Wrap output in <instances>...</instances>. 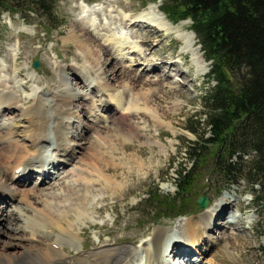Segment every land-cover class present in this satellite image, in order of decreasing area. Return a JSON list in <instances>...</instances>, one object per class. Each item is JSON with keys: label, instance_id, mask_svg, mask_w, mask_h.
Listing matches in <instances>:
<instances>
[{"label": "rangeland", "instance_id": "374dc122", "mask_svg": "<svg viewBox=\"0 0 264 264\" xmlns=\"http://www.w3.org/2000/svg\"><path fill=\"white\" fill-rule=\"evenodd\" d=\"M87 5H89L90 8H98L99 10L95 15H92L93 20L85 18L86 12L83 9L87 7ZM130 6H132V9ZM157 8L159 9L157 10ZM160 9H162V1L157 0H56L55 13L60 20V24L57 27H53L45 16L30 13V16L24 19L18 13H12L10 11L4 12L0 21V91H10L11 94L14 95L16 105L28 108L31 104L33 105L34 98H49L51 96V88L64 86L68 87L70 92L83 90L84 83H86V81L90 83L92 79H94L93 76L87 75L86 73V70H90L93 66L89 63L85 51L70 38L73 25L75 23H86L88 21L92 24L96 19L95 25L90 26V23L87 24L90 26L91 30L100 34H111L108 32L107 28H112L111 30H113V28L123 29L124 26L120 23V15H122V17L125 16L123 13H131L130 15L149 13L153 18L159 19L162 17L160 15ZM182 22L183 21L177 22V26H179L178 31L176 28L169 31V33L171 32L172 34L169 35L168 38L158 37L157 39L156 36H154L151 41V48L148 49L143 47V49L144 51L152 52L153 57L154 55L157 56V59H155L157 61L155 65L157 66L161 65L164 58L175 59L179 52L187 51V61L189 62V66L195 71L192 77L186 78L185 80L183 76L175 75V73L171 72L172 74L168 78L171 79V81H181V83L185 85L183 90L186 88L188 89L187 95L184 96L183 99H168L165 97L164 100L162 99L160 104H158L159 108L156 105H150L151 112L156 116H159V114L161 115L157 118L151 116L146 117L141 114L129 115L127 118L125 115V117L122 118L121 114L116 112L117 115L115 116L117 117L110 118L107 121L96 122L94 120L95 115L91 114V116H89L88 114V104L91 105V103L93 104L94 102L98 105L96 102L98 99L95 93L96 91L91 92L92 94L89 98L85 99V102L83 101L87 103L85 107H82L84 103L81 104V101V107H74V113L76 114L71 119V128L68 130L73 134H80L83 132V136L76 138L74 143L83 142L84 144L89 138L95 139L98 132H101L103 136H108L112 141H105L104 145L106 146L105 150L110 151L109 155L111 157L107 159V163L112 166L110 174L112 176H119L118 182L123 183V188L118 191L119 193L114 192L115 194L112 192L105 193L102 189L103 186L96 185V202L101 196L107 198L103 202H98V207H100L98 208V214L90 213L92 222L85 220L82 225L80 223L77 225L76 233L80 232V227L82 228V234L84 230L83 236H85V233L88 235L85 236V246H82V238H78L79 247L84 252H92L90 250H94L97 247L104 248V246H106L111 248L118 245L138 246L141 250V246L145 239L153 240V238L149 236L150 231L153 232L160 227H172L177 231H181V223H184L188 217H190V219H192L191 217L196 218L195 216L203 217L205 210L208 211V209L216 208V212L218 211L217 206L219 204L231 202V204L228 205L229 208L225 207L222 210L219 208L220 214L224 212V215L222 214V218L221 215L216 216L217 218L214 217V221L218 226L213 229L210 235L214 241L217 238L223 243L231 241L229 243L230 248L240 253L239 261L234 263L227 255H220V259L223 260L225 264H264V202L259 198L263 195L262 187L260 185L251 186L247 179H242L238 185H227L225 178L214 170V155L216 151L214 145H209L207 147V153L203 156L204 158L193 172L194 175L192 178L194 180L192 185L188 187V193L181 195L180 197L183 196V200L179 199L176 203V205L180 206L186 213L173 216L172 211L166 208L167 205L165 206L158 203L157 199H148L147 190L157 186L160 188L159 196L163 198V201H166V199L167 201L170 199L172 200L173 197L178 196V188L175 179L178 178V172L181 166L187 163L189 170L195 167L189 161L188 149L194 141L201 140V136L205 134L202 129H200L202 126H195L197 132L191 131V123H193V121H201L203 123L206 119V115L204 114L206 111L204 99L208 91L215 85V81L209 82L210 66L206 74L203 75L200 73L198 74V78L195 76L198 69L203 67L201 63L202 50L200 49L201 54H197L189 44L190 38L188 37H190L189 30H191L192 21L188 19V24L181 26ZM158 23H164V21L160 19ZM156 24L157 23H155V25ZM165 27L160 28L162 30L164 29L163 31L167 33ZM132 30L125 29L122 31L124 33L128 32L130 40H134V42L138 44L139 35H134V32L137 30ZM179 37L184 39V42L189 39V43L186 47H181L184 43ZM196 37L194 40L197 42L196 44H198L199 39ZM176 42L178 45L174 47L173 43ZM125 46L128 47L131 45L127 44ZM196 46H199V44ZM108 48L112 49V52H114L116 47L113 48L112 45H108ZM143 49L142 47H138L136 54H134L132 52L130 53V51L128 52V48H125L127 59L126 57L122 59L123 63L127 66L135 64L133 67L138 69V75H143L142 70H144V67L147 65L145 61H137ZM35 59H38L40 62L39 68H35L33 65ZM108 64H110V61H108ZM189 66L182 65L180 68L184 72H188ZM71 67H73L76 72H74V70L72 71ZM98 68L100 67L96 66L93 69L97 70ZM16 70H19V72ZM103 72L101 68L99 73L102 76L98 75L105 78L106 75ZM161 76L163 77L164 74ZM106 79L107 78H105V81L111 86L115 85L114 89L117 90L119 94L124 95V93H126L125 91L130 93V96L127 95L129 99L128 97L124 99L121 97V103L123 102L122 105L125 106L130 104V99L134 93L143 94L149 91L150 88L145 83H140L135 89L130 87L128 81L117 80L115 78L109 81ZM161 97L163 96L159 94L155 95L157 100H160ZM150 99L151 101L153 100L152 98ZM20 100L22 101L20 102ZM36 102L38 103V101H35V104ZM76 102L77 101H75V103ZM134 108L143 109L144 105H137ZM94 111L95 110H93L92 113L96 115L99 113L102 114V111ZM20 112H22V110L18 106H12L9 111H4L5 114L1 116V123L11 121L12 118L14 119V117H17V114ZM48 112L49 115L52 114L49 109ZM132 117L133 119H131ZM133 122L138 126L137 129H131ZM52 125L54 126L51 122L47 127V129H49L48 137L50 139H54ZM83 128L85 129L83 130ZM20 130L22 129L18 131ZM209 136L210 134L206 133V137ZM20 139H22V137ZM24 140L22 142H28V139ZM106 142H111L110 144L112 145L109 146ZM124 145L130 146V148L124 149ZM87 152V148L82 149L80 154L76 155L72 161L68 162L62 169L64 171L60 173L62 176L65 175V178L62 180L57 179L58 182L56 181L57 183H55V186L53 183H50L49 186H46V184L45 186H43L44 184L39 185L40 188H44L48 193V189L53 186L52 188H55L57 191V189L61 188V184L64 183L62 182L64 179L65 181H69L75 178L73 169L79 170L82 166L86 169V166L80 162L79 157ZM136 152L142 153V166L141 164H135L134 162L129 163L125 160V157L134 155ZM39 154H41L43 158L56 156L53 146L51 148L48 147V143L40 150ZM70 172L71 174H69ZM88 176L90 178L95 177L91 175ZM6 180L7 187L9 189L11 188L10 190L16 187L15 184H12L9 180V175H7ZM53 181L54 179L49 182ZM38 182L33 181L29 183L25 186V189H28L27 187H33L35 183L38 184ZM23 194L24 193H18L13 196L11 205L24 206V204L21 203L24 199ZM6 195L0 198V221L3 219L5 213L8 212L6 210L11 209L6 203V201H8ZM201 195H205L209 199L208 207L204 210L197 203ZM28 196L31 197V200H34L35 206L42 208L38 201L35 202L31 194H28ZM239 208H241V210H238ZM231 215H233L232 221H230L232 226L228 223V221L231 220ZM235 216H239L237 221L234 219ZM190 219L186 220L185 226ZM214 221L212 218L211 222ZM15 223L14 221L12 225ZM91 223H95L96 226H93ZM219 223H221V227ZM6 226L7 225H5L4 229L0 227V250L6 252H19L25 246L33 242L30 239L31 234L28 230L14 231V227L8 228ZM103 231L110 232H105L103 236V233H101ZM99 233H101L100 238ZM234 233L242 234L243 239L236 241L233 240V238H229L226 240L228 235ZM112 238L115 240L109 241ZM104 242L107 244L104 245ZM234 243H237V248H235ZM186 245L187 244H182L183 247ZM219 250L220 247L218 251ZM71 251L67 250V252L75 255V252ZM210 252L203 256V259H206L204 262H207V259L211 255ZM207 264L212 263L208 261Z\"/></svg>", "mask_w": 264, "mask_h": 264}, {"label": "bare ground", "instance_id": "6f19581e", "mask_svg": "<svg viewBox=\"0 0 264 264\" xmlns=\"http://www.w3.org/2000/svg\"><path fill=\"white\" fill-rule=\"evenodd\" d=\"M130 8L132 9V6H130ZM158 9L159 8H157V10ZM83 10L86 12L85 18H89L90 20H93L92 15L99 12L98 8H90L89 5L84 7ZM160 12L162 17L159 19L153 18L149 13L139 15L123 13L125 16L122 17V15H120V23L124 26H122L123 29L113 28V30H111L112 28L106 27L111 34H100L91 30L90 26L95 25L96 19L92 24L89 21L86 23H75L70 38L85 51L87 59L93 68L96 66L100 67L97 70L93 68L86 70L87 75L93 76L94 79H92L90 83L86 81L81 91L70 92L68 90L69 88L64 86L51 88V96L49 98H34L33 105L31 104L28 108L16 105L14 95L11 94L10 91H0V198L7 193L6 196L8 201H6V203L9 208L11 207V209L6 208V211H8L6 213L4 210L5 215L0 221V227L4 229L5 225H7L6 227L8 228L14 227V231L28 230L31 234L30 239L33 241L19 252H6L0 250V264H207L208 261L212 264H225L223 260L220 259V255H227L234 263L239 261L240 253L230 248L229 243L231 241L223 243L218 238L214 241L210 235L213 229L218 226L214 221V217L217 218L216 216L221 215L222 218L224 212L220 214V209L222 210L225 207L229 208L228 205L231 204V202L219 204L217 206L218 211L216 212V208L208 209V211L205 210L203 217L195 216L196 218L191 217L192 219L188 217L187 219L190 220L186 226L185 223L187 219L184 223H181V231H177L172 227H160L153 232L150 231L149 236H151L153 240L145 239L141 246V250L138 246L118 245L111 248L106 246H104V248L97 247L96 249L98 250L94 249L90 250L92 252H84L79 247L78 238H82V246H85V236L88 235L85 233V236H83L84 230L82 234V228L80 227V232L77 231L78 233H76L77 225L79 223L82 225L85 220L92 222L90 213L98 214V208H100L98 207V202H103L107 198L99 196L100 198L96 202V185L103 186L102 189L105 193L112 192L115 194L123 188V183L118 182L119 176H112L110 174L112 166L107 163V159L111 157L109 155L110 151H106V146L104 145L105 141L110 140L108 136H103L101 132H98L95 139L89 138L87 142L84 141V144L82 141V143H74L76 138L83 136V132L80 134H73L68 130L71 128V119L76 114L74 113V107H81L85 99L89 98L92 94L91 92L96 91L95 93L98 96L96 102L98 105L94 102L93 104L91 103V105L88 104V114L89 116L94 114V120L96 122L107 121L110 118L117 117L115 116L117 115L116 112H119L122 118H124L125 115L127 118L129 115L133 116L139 114L146 117L151 116L157 118L161 115L159 114V116H156L151 112L150 105H156L158 107V104H160L161 100H164L165 97L168 99H183L188 92L187 88L183 90L185 85L181 83V81H171V79H168L172 74L171 72L175 73V75L183 76L185 80L186 78L192 77L195 72L187 61V51L179 52L175 59L164 58L160 66L155 65L157 56L154 55L153 57L152 52L144 51L143 47L148 49L151 48V41L154 36H156L157 39L158 37L168 38L169 35L172 34L171 32L169 33V31L174 30L173 28H176L177 31L179 30L177 23L170 21L161 9ZM160 19H162L164 23H158ZM182 21L181 26L188 24L187 20ZM88 23H90V26L87 25ZM155 23L157 24L155 25ZM158 26L162 28L165 27L167 33ZM124 28L126 30H137L134 32V35H139L138 44L134 42V40H130L128 32H123L125 30ZM116 29L117 31L115 32ZM189 31L190 37L188 38H190V43L188 42L189 39L184 42V39L179 37L184 43L181 47L184 48L189 43L198 54L201 52L200 49L202 50V46L199 42V46H196L198 45L194 40L196 34L192 30ZM127 44L131 46H125ZM108 45H112L113 48L116 47L114 52H112V49L108 48ZM173 45L177 47L178 44L176 42L173 43ZM138 47H142L143 50L137 61H145L147 63L144 70H142L143 75H138V69L133 67L135 64L127 66L122 61V59L126 57L125 48H128V52L130 51V53L136 54ZM108 61H110V64H108ZM201 63L203 67L199 68L197 73H195L197 78L199 77L198 74H206L209 66L211 67V62L206 60V55L203 50L201 54ZM182 65L189 66V71L184 72L180 68ZM101 68L108 81L114 78L128 81L131 88L137 87L140 83H145L150 87L149 91L143 94L134 93L130 99V104L126 106L122 105L123 102L121 103V97L124 99L128 97L127 95L130 96V93L125 91L126 93H124V95L119 94L118 91L114 89L115 85L111 86L105 81V78L99 76L101 75L99 73ZM71 70L73 71L74 68L71 67ZM17 72H19V70ZM74 72H76V70H74ZM162 74H164L163 77L161 76ZM156 94L163 97L157 100L155 98ZM150 98L153 100L151 101ZM22 100H20V102ZM35 101H38V103L36 102L35 104ZM75 101L77 102L75 103ZM85 105H87V103H84L82 107H85ZM137 105H144V108H134ZM12 106H18L22 112L17 114V117H14V119L12 118L11 121L1 123V116L5 114L4 111H9ZM48 109L52 114H48ZM93 110H95L94 112L102 111V114L99 113L96 115L92 113ZM131 119H133V117ZM51 122L54 124V126L52 125L54 139L48 137L49 129H47V127ZM137 128L138 126L133 122L131 129L134 130ZM19 129L22 130L18 131ZM84 129L85 128H83V130ZM20 136L22 139H28V142H22L24 139H20ZM46 143H48V147L50 148L53 146L56 154V156L51 157L50 161L45 160L42 158L41 154H39ZM106 143L109 146L112 145L110 144L111 142ZM127 145H124L123 148H130V146ZM85 148H87L88 152L81 155L79 159L80 162L86 166V169H84L82 165V168L79 167V170L73 169L75 178L69 181H65L64 179V181H62L64 183L61 184V188L57 189V191L55 188H52L53 186L48 189V193L44 188H40L39 185L44 184L43 186H45L46 184V186H49L50 183H53L55 186V183H57L59 179L62 180L65 178V175L62 176L60 174L64 171L62 169ZM141 156V152H136L134 155L125 157V160L129 163L134 162L135 164H141L142 166L143 163L141 162L143 160L141 159L143 156ZM35 167H39L37 170L47 171V173L44 176L42 173H38V176L35 177L37 179L32 180L35 174V172H33ZM16 172H24V174L28 176L20 181L18 177H16ZM69 174H71V172ZM7 175H9L11 183L16 186L12 190L7 187ZM88 175L95 177L90 178ZM53 179V182H49ZM33 181L39 182L38 184L35 183V185L32 184L34 185L33 187H27L28 189H25V186ZM18 193H24V199L21 201V203L24 204L22 207L11 205L12 197ZM28 194H31L35 202L38 201L42 208L35 206L34 200H31ZM238 210H241V208ZM238 217L239 216H235L234 219L237 221ZM212 218L214 222H211ZM232 218L233 215H231V220L228 221L230 226H232L230 222ZM14 221L16 223L12 225ZM95 223L97 224V222ZM95 223L91 224L96 226ZM219 226L221 227V223H219ZM105 232L110 231L101 232L103 236ZM101 233H99V238ZM229 238H233V240L236 241L243 239L242 234L239 233L228 235L226 240ZM112 240L115 239L112 238L109 241ZM106 244L107 243L104 242V245ZM182 244L187 245L183 247ZM234 244L235 248H237V243ZM219 247L220 250L218 251ZM67 250H72L71 252H75V255L67 252ZM208 252H210L211 255L207 259V262H204L206 259H203V256Z\"/></svg>", "mask_w": 264, "mask_h": 264}, {"label": "trees", "instance_id": "16d2710c", "mask_svg": "<svg viewBox=\"0 0 264 264\" xmlns=\"http://www.w3.org/2000/svg\"><path fill=\"white\" fill-rule=\"evenodd\" d=\"M157 1H162V11L171 21H192L191 29L211 62L209 82L215 85L204 99L206 119L191 123V131L202 126L205 134L188 149L195 167L181 166L175 179L178 196L163 201L157 186L147 190L148 199L167 205L173 216L186 213L176 203L188 193L207 147L214 145V170L226 184L247 179L253 187L260 185L264 202V0ZM55 8L56 0H0V21L6 11L24 19L34 13L57 27Z\"/></svg>", "mask_w": 264, "mask_h": 264}, {"label": "water", "instance_id": "95a60500", "mask_svg": "<svg viewBox=\"0 0 264 264\" xmlns=\"http://www.w3.org/2000/svg\"><path fill=\"white\" fill-rule=\"evenodd\" d=\"M34 67L35 68H39L40 67V63L38 60L35 61L34 63ZM198 205L202 208V209H206L208 207V204H209V199L207 196L205 195H201L199 198H198V201H197Z\"/></svg>", "mask_w": 264, "mask_h": 264}]
</instances>
